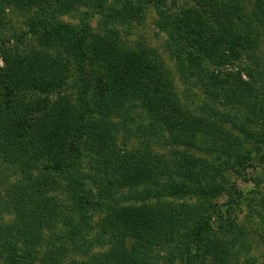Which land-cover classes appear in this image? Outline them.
Masks as SVG:
<instances>
[{
  "label": "rangeland",
  "instance_id": "374dc122",
  "mask_svg": "<svg viewBox=\"0 0 264 264\" xmlns=\"http://www.w3.org/2000/svg\"><path fill=\"white\" fill-rule=\"evenodd\" d=\"M86 1L64 7L56 0H32V3L27 4L6 0L5 6L0 10V68L4 69L8 65L4 50L15 57L47 49L51 56L60 59L58 61L65 67L67 74L62 89L50 94L49 99L65 96L70 100L74 109L71 106L72 112L64 109L62 113L71 114L70 120L74 118L72 134L77 130L79 122L84 121V135L79 143L81 154L76 159L73 155L65 158L58 169L51 168L54 165L52 161L38 157L30 160L28 170L24 172L17 166L18 159L7 161L0 155V177H6L9 184L22 180L28 172H31L32 177L42 178L45 186L34 194V198L36 203L41 201L42 208L50 213L47 223L37 232L38 240L27 243L26 246L19 243L24 257L13 260L17 263L24 260L29 264H91L94 258L102 256L104 259L103 255L112 248L114 238L104 225L108 215L118 206V201L125 206L173 200L193 205L202 203L209 207L212 215L210 225L215 234L213 240L224 244L226 250L221 255L229 256L226 264H264V18H252L256 0H89L85 4ZM220 7H228L233 13L238 34L246 48L239 50V57L231 55V59L227 57L229 60L223 62L216 57L202 55L201 66L204 73H194L190 66L187 67L190 83L185 85L167 47L168 31L160 26L164 25L161 18L165 16L168 30H172L173 22L182 15L184 9H196L199 14L214 22ZM232 8L238 10L241 19H238L239 14H235ZM44 11L50 21L66 23L79 29L85 27L88 40L94 39L89 35L91 32L108 35L115 37L125 49L144 52L151 59H157L172 79L174 100L196 117L208 122L210 128L213 125L214 130L208 135L209 139L205 141L202 134H195L196 137L192 138L190 144L174 142L165 116L157 111V107L144 104L136 96L130 97L117 110H109L105 106L101 108L95 104L93 113H86L85 119L81 120L85 111L77 105L80 95L77 65L64 46L53 42L52 47H45L46 39L40 22ZM248 37H251L253 43ZM69 45L73 46V43ZM248 71L259 79L255 84L254 94L249 92L252 94L249 95V100L257 104L253 110L249 109L247 102L235 105L223 95L232 90L231 86H235L238 73L245 81L254 83V77H250ZM220 79L222 82L218 84ZM221 84L223 88L219 94L216 90L219 91ZM44 94L26 86L22 100L28 104L37 103ZM89 96L93 98L91 92ZM52 112L61 114L59 110ZM103 127L111 131L109 141L111 144L115 143L120 155L128 154L132 160L139 158V154L146 156L148 153H155L171 163L186 158L191 161L194 159V163L200 162L198 168L202 164H210L209 168L212 171L216 169L217 178L222 180L223 190L206 199L190 195L177 199L166 197L167 192L160 189L166 176L159 178L158 184L144 181L134 183L130 178H126L123 184L121 179L118 181L120 175L111 170L106 179H103L106 157L98 154L95 150L98 147L97 140L88 134L91 130L96 134ZM212 139L218 144L228 139L231 146L226 150L211 149L209 142ZM226 151L232 155H226ZM106 153L116 154L109 153L108 149ZM54 156L60 157V152H56ZM113 161L114 164H122V160ZM77 168L82 172L88 191L92 192V236L104 237L103 242L96 244L89 255L76 251L75 244L69 237L73 223L78 219L71 191L72 175ZM153 187L161 190L162 198H148L145 202L126 198L131 192H144ZM14 222L13 212L0 215L2 229L15 225ZM196 225L191 223L182 236L164 241L158 248L153 247L151 256L147 258L150 264H203V257L187 259L188 254L180 257L178 252V247L187 239V233ZM21 237L28 239L27 233ZM188 238L187 241L195 243L192 235ZM125 239L130 246L127 236ZM26 249H30L31 254L28 255ZM200 252L203 256V249ZM6 253L7 251L0 249V264H13L12 257L8 258ZM27 256L32 258L29 260ZM169 258L171 261L168 262Z\"/></svg>",
  "mask_w": 264,
  "mask_h": 264
},
{
  "label": "trees",
  "instance_id": "16d2710c",
  "mask_svg": "<svg viewBox=\"0 0 264 264\" xmlns=\"http://www.w3.org/2000/svg\"><path fill=\"white\" fill-rule=\"evenodd\" d=\"M15 1L22 4L32 3V0H10L12 3ZM79 1L82 0H56L64 7ZM5 2L6 0H0V10L5 6ZM88 2L90 1L87 0L85 4ZM232 10L239 14L238 19H241L238 10ZM160 13L163 15L162 11ZM42 14L43 17L39 18L45 34V47H52L53 42L64 46L77 65L80 81L77 105L85 111L80 112L81 120L85 119L86 113H93L95 104L101 108L105 106L109 110H117L122 108L130 97L136 96L144 104L157 107V111L165 116L174 142L190 144L192 138L198 134H202L205 141L209 139L208 135L214 130L213 125L210 128L208 122L196 117L174 100L172 79L157 59H151L144 52L125 49L115 37L108 35L91 32L89 35L94 39L88 40L85 27L79 29L66 23H56L49 20L46 11ZM252 18H264V1L256 0ZM214 20L213 22L205 18L196 9L188 8L176 18L175 23L173 22L174 29L168 30L165 16L161 18L164 25L160 26L168 31L167 47L176 61L181 73L180 79L185 85L190 83L187 67L190 66L194 73H204L201 66L202 55L216 57L223 62L231 59V55L239 57V50L246 48L238 34V25L233 20V13L228 7H220ZM248 38L252 41L251 37ZM72 43L73 46L69 45ZM5 51L4 57L8 65L4 69L0 68V155L7 161L18 159L17 166L24 172H27L30 160L38 157L52 161L54 165L51 168L58 169L65 158L73 155L76 159L81 154L79 143L84 135V121L79 122L77 130L71 133L74 118L70 120V113L65 115L72 110L70 100L65 96L54 100L48 97L62 89L67 77L65 67L58 61L60 59L51 56L47 49L15 57ZM248 74L254 77V83L245 81L238 73L235 86L230 85L232 92L223 95L235 105L247 102L249 109L253 110L257 104L249 100V95L254 94L255 84L259 79L257 80L251 71H248ZM218 81L219 84L222 79ZM26 86H30L33 91L45 93L44 97L39 98L37 103H25L22 98ZM220 86L222 87H219V91L216 90L219 94L223 88L222 84ZM235 87L238 88L234 89ZM90 92L93 98L89 96ZM18 93L20 94L17 95ZM215 97L218 98V95ZM64 109L66 112L62 113ZM52 110H59L61 114H53ZM88 134L97 140L98 147L95 150L98 154L106 157L103 179H106L111 170L120 175L118 181L121 179L123 184L126 178L132 179L134 183L144 181L158 184V179L166 176L160 189L167 192L166 197L177 199L188 195L206 199L223 190V182L217 178L216 169L212 171L213 169L209 168L210 164H202L201 168H198L200 162L194 163V159L191 161L186 158L171 163L155 153H148L146 156L139 154V158L132 160L128 154L120 155L115 143H110L109 135L112 133L105 127L96 134H93V130L88 131ZM227 141L228 139L218 144L212 139L209 144L211 149L226 150L231 146ZM106 149L109 153L116 154L109 155ZM56 152H60V157L55 158ZM226 153L228 156L232 155L227 151ZM118 159L122 160V164H114L113 160ZM73 174L71 191L78 219L74 221L69 237L75 244L76 251L89 255L96 244L103 242L104 237L92 236V192L88 191L80 169H75ZM42 186H45L42 178L32 177L31 172L12 184L8 183L6 177H0V215L13 212L15 219V225L4 229L0 227V249L7 251L6 255H9L8 258L12 257L13 264H29L28 261L20 260L21 262L17 263L13 260L24 257L21 255L19 243L26 246L27 243L38 240V230L47 223L49 211L44 210L40 205L41 201L36 203L34 198V194L41 191ZM161 190L155 187L144 192L136 190L126 198L140 199L143 202L148 198L160 199ZM211 217L209 207L202 203L193 205L164 200L157 204L146 202L122 206L118 201V206L108 215L104 225L114 238L112 248L103 255L104 259L102 256L94 258L91 264H150L147 258L151 256L152 248H158L162 242L182 236L191 223L197 225L187 233L186 238L189 239L192 235L196 241L191 243L185 239L178 247L179 256L188 254L187 259L203 257V264H226L229 256L221 255L226 250L224 244L213 240L215 234L210 225ZM26 233L28 239L21 237ZM126 236L131 242L130 246L126 243ZM200 249H203V256ZM26 253L31 254L30 249H26ZM208 256L210 258H207ZM27 257L29 260L32 258Z\"/></svg>",
  "mask_w": 264,
  "mask_h": 264
}]
</instances>
